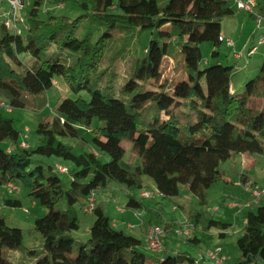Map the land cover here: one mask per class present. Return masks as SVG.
<instances>
[{
    "label": "trees",
    "instance_id": "obj_1",
    "mask_svg": "<svg viewBox=\"0 0 264 264\" xmlns=\"http://www.w3.org/2000/svg\"><path fill=\"white\" fill-rule=\"evenodd\" d=\"M46 1L31 0L25 8L26 30L21 33L0 19V95L8 110L29 105L41 108L50 91L58 99L51 122L41 123L37 129L43 141L35 149L19 140L13 119L3 115L0 105V144L6 143L4 148L0 146V187L13 184L18 189L22 185L47 210L34 222L44 251L34 264H147L143 241L115 228L102 202L91 212L95 221L89 239L77 240L73 232L80 229V219L75 207L84 211L90 195L110 182L142 189L144 177L151 179L163 199L178 196L179 186L186 184L205 205V191L226 176L223 162L235 154L264 155V61L256 76L245 82L241 94L231 82L236 65L217 61L200 67V45L220 46L227 40L222 35V19L241 11L231 0H169L165 4L159 0H74L83 11L75 19H57L48 12L42 18ZM257 4L264 17V8ZM249 17L256 19L250 13ZM85 23H92L93 28L79 38L77 33ZM144 32L152 34L144 56L118 84L113 65L102 66L106 51L118 40L115 54L119 56L127 51L130 38ZM233 42V46L227 45L234 50V58L247 61L251 56L247 52L256 45L250 42L243 45L246 50L237 51ZM64 50L69 62L61 57ZM218 56L213 52V57ZM165 58L174 62L177 74L160 82ZM60 82L76 95L88 93L89 100L60 98ZM95 119L103 121V126L93 129ZM83 128L94 132L89 150L76 153L73 146L59 141V137H78L83 147L87 143L81 137ZM129 140L142 159L134 170L121 165L122 143ZM35 155L71 162L70 185L64 184L57 165L31 168ZM103 156L110 160L103 161ZM238 174L244 187L253 186L245 173ZM127 196L126 209L144 207L132 194ZM260 200L256 211L245 218L244 232L237 240L240 258L233 264H264V195ZM5 203L21 206L19 200ZM187 222L203 234L218 227L223 230L220 238H225L224 230L229 227L200 212L189 214ZM148 224L159 225L152 220ZM179 226L166 223L163 229L165 234H176ZM186 241L197 247L201 244L196 235ZM11 250L36 255L23 245L22 230L8 226L0 217V264H14L8 257ZM155 254L158 264H200L189 253L164 245Z\"/></svg>",
    "mask_w": 264,
    "mask_h": 264
},
{
    "label": "rangeland",
    "instance_id": "obj_2",
    "mask_svg": "<svg viewBox=\"0 0 264 264\" xmlns=\"http://www.w3.org/2000/svg\"><path fill=\"white\" fill-rule=\"evenodd\" d=\"M87 1V0H81ZM169 0H159L161 4L167 3ZM233 3V0H231ZM264 8V0H257ZM235 6V5H234ZM10 10V6L0 0V19H3L5 14ZM25 17V10L20 11ZM46 12L56 17L57 19L66 16L70 19H75L80 16L83 11L79 7V4L74 0H66L63 4L58 2L46 1L42 7V18H46ZM222 34L227 38H232L237 44L238 48H241V44L246 38L253 36L251 43L256 45V50L247 59L242 57L240 60L234 58V50L227 45V40L220 46L216 47L210 42H204L200 45L202 60L200 63L201 68H205L208 64L214 62H221L224 66L236 65V69L232 76V84L235 90L241 94L244 91L245 82L251 80L256 76L262 63L264 61V44H259L260 38H264V26L257 27L256 21H253L249 17V13L246 11H239L232 17L223 18L221 21ZM93 28L92 23H85L77 36L83 38L89 30ZM98 32L96 35H98ZM152 34L150 32H144L139 37L130 38L126 44L128 45L127 51L116 56L115 47H120L119 41L111 43L108 47L103 59L102 66L108 67L113 65L114 70L119 74L118 84H121L125 78L129 75L133 69L134 63L138 58L144 56L145 48L148 46ZM118 44V45H117ZM218 52V57H213V52ZM57 53L61 51L56 50ZM68 51L64 50L61 57L65 62H69L70 58L67 56ZM112 59L113 64H112ZM175 64L171 59L165 58L162 63L160 82L165 80H171L177 72L174 70ZM240 69V70H238ZM60 98L70 97L76 99L81 97L89 100L90 95L86 92L76 95L71 91H68L63 82L59 83ZM49 102L41 108L35 105H29L25 108H11L8 110V106L5 104V98L0 95V105L3 115L7 118L13 119V126L19 132V140L28 145L29 148L35 149L43 141V135L37 132V129L41 123L51 122L54 113L52 109H56L58 99L54 95L53 91H50ZM103 121L95 119L92 124V128L96 129L102 127ZM81 137L87 141L84 146L81 144V139L78 137H59V141L73 146L76 153H80L85 150H89L94 132L90 129L83 128L81 130ZM125 150L121 165L129 170H134L136 167L142 165V159L134 152L133 144L129 141L122 143ZM1 147H5V144H0ZM103 161H108V156L102 157ZM55 162H59L69 169V172L74 169V165L71 162L64 161L61 158L52 156L45 157L41 155H35L31 161V168L37 165H43L47 167ZM61 165V166H62ZM222 169L226 171L224 180L215 182L210 188L205 191L206 204H200L199 198L189 191L188 185L181 184L179 186V195L173 198H161L155 191V187L152 181L148 177H144V188L126 189L116 182H110L109 185L96 192V203H104L106 207V213L109 216H114L121 219L120 214L116 212V205L119 210H126L123 207V203L128 201V194H132L135 198L142 201L143 208L136 211L135 217L146 221L152 220L155 224L163 227L166 223H176L180 228L184 225L190 229L188 237H193L199 232L202 235L203 241L200 246H191L184 243L187 236L176 235L175 233H166L163 237V245L171 247L177 251H184L189 253L194 258H197V263L200 264H233L240 258V252L237 246V240L242 236L245 227V218L250 211H256L258 207V201L260 197H253V190L261 191L264 189V155L243 153L235 154L233 157L222 163ZM236 171H235V170ZM238 173H245L253 186L248 185L244 187L240 182V175ZM64 184L68 187L70 185V175L60 174ZM152 192L154 195L152 198L141 197L142 192ZM13 199L19 200L21 206H9L5 203V200ZM262 202V200H260ZM123 207V208H122ZM78 217L80 219V229L73 232V236L82 242H86L90 237V228L95 221L94 213H86L80 209V206H76ZM128 210V209H127ZM200 212L204 218L223 221L229 224L228 229L224 230L226 233L225 238H220L219 233L221 230L218 227H211L209 236L203 234V231H196L192 225L188 224L187 217L191 213ZM47 210L40 204H37L29 195L27 189L19 185L17 190L12 187L1 186L0 187V217L5 219L6 223L10 227L20 228L23 232V245L29 250H35V256H26L19 251H9L8 257L14 264H34L35 261L44 255L43 251V238L42 235L34 230V222L37 218H41L46 215ZM136 221V220H135ZM187 224V225H186ZM126 231V229H124ZM133 236H139L142 239L141 234L136 229L126 231ZM203 232V233H202ZM207 234V233H206ZM204 237V238H203ZM215 248H221L224 256L226 255L229 260L217 263L211 261L210 258H204V255L210 250ZM143 251L147 255V264H158L154 257L157 254L152 253L142 247ZM229 254V256L227 255ZM225 256V257H226ZM203 258V260L200 259Z\"/></svg>",
    "mask_w": 264,
    "mask_h": 264
},
{
    "label": "built area",
    "instance_id": "obj_3",
    "mask_svg": "<svg viewBox=\"0 0 264 264\" xmlns=\"http://www.w3.org/2000/svg\"><path fill=\"white\" fill-rule=\"evenodd\" d=\"M5 1L9 6L10 10L5 14L4 18L2 19L5 26L9 29L21 33L24 30H26V18L23 16V14L20 12L21 10H25L27 6L30 5L31 0H1ZM236 7L241 11H246L250 14H253L255 16V21L257 23V27L264 26V17L260 14L259 10L257 9V1L256 0H233ZM259 44L264 43V38H260L258 41ZM227 44L229 46H233L234 42L231 39H227ZM256 50V47L251 48L249 52H247L246 56L253 54ZM25 145L24 143L22 144ZM57 170L61 174H68L69 170L67 167L57 165ZM10 187H12L14 190L17 189L16 185L10 184ZM253 191V197L256 198V202L258 201L257 198L264 195V189L261 191L252 189ZM154 194L152 192H142L141 196L144 198H151ZM96 194L93 192L89 199H88V205L86 208H84V211L86 213H91L96 205ZM187 225V224H186ZM133 225H129V228H133ZM190 229L188 228V225L183 228L176 229V235H182V236H188ZM165 235V231L163 227L159 225H152L149 227L147 234H146V249L152 253H160L163 249V237ZM205 258H210L211 261H221L224 262L226 260V257L222 254L221 248H215L213 250H210L204 255ZM201 258V257H200ZM214 262V263H215Z\"/></svg>",
    "mask_w": 264,
    "mask_h": 264
},
{
    "label": "crops",
    "instance_id": "obj_4",
    "mask_svg": "<svg viewBox=\"0 0 264 264\" xmlns=\"http://www.w3.org/2000/svg\"><path fill=\"white\" fill-rule=\"evenodd\" d=\"M257 3H260V2L257 1ZM61 4H63V2ZM260 7H262L261 3H260ZM252 39H253V36L246 38V40L242 42V44L240 46L241 48H238V49L236 48L237 51H240L241 49H245L246 50V46L244 47L243 45H246V44L250 43L252 41ZM236 47H238L237 44H236ZM52 165H62V164L59 163V162H55ZM123 204H124L123 207L126 209V207H125L126 203H123ZM116 212L118 214H120L121 219H118V218H116L114 216H112V217L110 216V218L112 219L113 226L115 228H117V229H126V231L127 230L131 231L133 229H136L139 232V234H141L142 239L139 236H136V237L141 239L143 241V245L145 246L146 234H147V231H148L149 227L151 226L150 224H148L149 221H146V220H143V219H138L137 217H135L136 211H134V210H129V209L128 210L127 209L126 210H119L117 208V205H116ZM129 225H134L135 227L133 229H130ZM205 235H208L209 239H212V238H210L212 235L209 236V233L205 234ZM196 237L198 239H200V242L203 241L202 235H200L199 232L196 233ZM184 243L191 245L187 241H185ZM191 246H193V245H191ZM227 255L229 256L228 253H227Z\"/></svg>",
    "mask_w": 264,
    "mask_h": 264
}]
</instances>
